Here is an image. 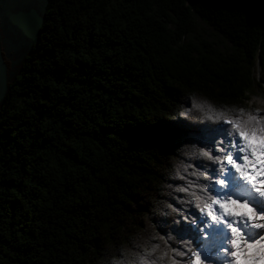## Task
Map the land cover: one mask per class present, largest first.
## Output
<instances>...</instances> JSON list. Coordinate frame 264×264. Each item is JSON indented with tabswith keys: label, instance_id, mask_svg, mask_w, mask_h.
<instances>
[{
	"label": "trees",
	"instance_id": "obj_1",
	"mask_svg": "<svg viewBox=\"0 0 264 264\" xmlns=\"http://www.w3.org/2000/svg\"><path fill=\"white\" fill-rule=\"evenodd\" d=\"M44 14L0 101V264H183L171 249L201 241L178 189L201 171L214 183L199 155L221 139L212 117L250 110L264 0H45ZM197 22L227 47L189 40Z\"/></svg>",
	"mask_w": 264,
	"mask_h": 264
},
{
	"label": "snow or ice",
	"instance_id": "obj_2",
	"mask_svg": "<svg viewBox=\"0 0 264 264\" xmlns=\"http://www.w3.org/2000/svg\"><path fill=\"white\" fill-rule=\"evenodd\" d=\"M193 106L204 110L195 102ZM208 111L213 109L209 106ZM212 119L218 125L212 131L221 139L214 136L210 145L199 148V155L219 166L213 173L214 183L212 175L205 176L201 171L196 174L204 177V186L197 184L191 191L192 185L178 189L188 193L189 202L200 215L198 221L193 219L189 224L198 229L197 238L219 239V264H264V114L241 107L230 114L218 112ZM216 186L218 189L213 191ZM237 208L246 211L239 212ZM150 251H155V246ZM171 251L174 256H187L183 264H206L209 259L203 251V241L200 248L193 249L189 244L187 251ZM169 259L171 264H180L171 256ZM140 264L153 261L150 256H141Z\"/></svg>",
	"mask_w": 264,
	"mask_h": 264
},
{
	"label": "rangeland",
	"instance_id": "obj_3",
	"mask_svg": "<svg viewBox=\"0 0 264 264\" xmlns=\"http://www.w3.org/2000/svg\"><path fill=\"white\" fill-rule=\"evenodd\" d=\"M4 4V8L1 9V12L6 10L5 17L0 12L2 16L3 25L0 26V58L2 63L5 60V63L8 61V72L5 75L6 83H10V78H13L19 70L20 64L23 61V58L26 54V51L29 47L28 41H21L14 37L15 31L11 28L6 27V17L8 14L13 13L15 10L32 8L36 13L41 14L44 9L45 0H0V5ZM6 24V25H5ZM192 42L196 43L201 40L209 41L219 47H227V44L209 29V27L204 26L202 23L197 22L196 30L192 37L188 38ZM1 75V74H0ZM252 76L257 82L258 87L255 91L249 92L248 98L245 101L246 108L250 110H260L264 114V95L262 96V86L264 87V77H262L256 70L252 73ZM1 84V77H0ZM219 186H216L213 191H216ZM223 194V193H221ZM245 210L243 208H238ZM200 219V215H199ZM203 225H201V228ZM222 234V233H221ZM200 246H202L203 241V251L205 256L209 259L206 261V264H219V261L216 259L218 256H221L220 253L216 251V246L219 244V239L215 236L212 238V243L205 240L204 237H200ZM214 243V244H213ZM212 263H211V262Z\"/></svg>",
	"mask_w": 264,
	"mask_h": 264
},
{
	"label": "water",
	"instance_id": "obj_4",
	"mask_svg": "<svg viewBox=\"0 0 264 264\" xmlns=\"http://www.w3.org/2000/svg\"><path fill=\"white\" fill-rule=\"evenodd\" d=\"M8 21L11 25L20 29L21 34L31 41V43L36 44L40 40L41 27L43 25V19L39 18L33 10L28 14L18 12L16 14L10 15ZM0 58V77L2 90L0 93V101L3 98L5 91L7 90V83L5 79L6 71L4 64L1 62Z\"/></svg>",
	"mask_w": 264,
	"mask_h": 264
},
{
	"label": "flooded vegetation",
	"instance_id": "obj_5",
	"mask_svg": "<svg viewBox=\"0 0 264 264\" xmlns=\"http://www.w3.org/2000/svg\"><path fill=\"white\" fill-rule=\"evenodd\" d=\"M4 8V4L3 5H0V12L2 11L1 9H3ZM31 10H33L34 12H35V10L34 9H32V8H24V9H18V10H15L13 13H10V14H8V16L6 17V27L7 28H11L12 30H14L15 31V33H14V37L16 38V39H19V40H21V41H28L29 42V47L31 46V44H33V43H31V41L30 40H28L27 38H25L22 34H21V31H20V29H18L17 27H15V26H13V25H11L10 23H9V21H8V17H10V15H12V14H16V13H18V12H21V13H24V14H28V13H30V11ZM2 14H3V16L5 17V15H6V10L4 11V12H1ZM35 14L39 17V18H42L43 19V23H44V19H45V14H44V9H43V12L41 13V14H38V13H36L35 12ZM3 25V20H2V16L0 15V26H2ZM28 47V48H29ZM2 60V59H1ZM7 63H8V61L5 63V60L3 61V64H4V67H5V71H6V73L8 72V66H7ZM14 77V76H13ZM10 80H12V78H10Z\"/></svg>",
	"mask_w": 264,
	"mask_h": 264
},
{
	"label": "bare ground",
	"instance_id": "obj_6",
	"mask_svg": "<svg viewBox=\"0 0 264 264\" xmlns=\"http://www.w3.org/2000/svg\"><path fill=\"white\" fill-rule=\"evenodd\" d=\"M1 90H2V84H0V93H1ZM261 92H262V96L264 95V87L262 86V90H261ZM235 198V197H234ZM237 211H239V212H244V211H246V209L245 210H242V209H236ZM223 234V233H222ZM207 242L206 243H208V242H213L212 241V239L211 240H208V239H205ZM214 244V243H213ZM221 255V254H220ZM217 259V258H216ZM211 262V261H210ZM212 263V262H211Z\"/></svg>",
	"mask_w": 264,
	"mask_h": 264
}]
</instances>
